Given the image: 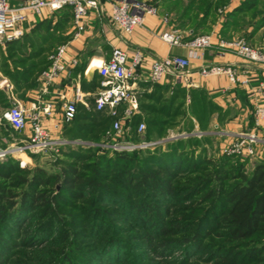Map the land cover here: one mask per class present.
I'll use <instances>...</instances> for the list:
<instances>
[{"label":"trees","instance_id":"1","mask_svg":"<svg viewBox=\"0 0 264 264\" xmlns=\"http://www.w3.org/2000/svg\"><path fill=\"white\" fill-rule=\"evenodd\" d=\"M196 1L197 4L192 1L191 7L195 5L194 8L203 9L202 20L196 24L198 27L206 23L212 6L217 0ZM258 4L264 7V0H243L234 6L225 14L217 37L225 40L228 39L226 34L230 27L244 28L243 23L238 21L239 16L251 12ZM56 13L62 14L60 25L71 20L72 14L69 7ZM48 18L38 20L36 24L46 23ZM260 20L258 28L264 26V15ZM246 26L250 25L245 23ZM190 30V37L195 36L194 30L191 28ZM26 33L27 28L20 39L6 45L18 42ZM47 65L46 56L39 75ZM37 68L38 65H33L34 70ZM16 72L21 74L19 71ZM22 74L27 77H22L20 83H17L18 90L22 88L20 85L28 88L30 79L34 77L33 71H24ZM35 82L36 79L30 86L31 90L35 88ZM162 91L164 90L159 87L154 92L143 93V100L148 99L151 103L139 101L142 112H145L147 116H156L149 120V125L155 128L156 134L163 133L164 127L169 125V120L177 117L181 106L178 108L176 105L174 109L172 108L177 95L185 94L184 89L179 84H175L171 96L164 101ZM2 93L4 92L0 89V94ZM188 94L189 101L192 102V105H189V115L199 122H197L198 131L203 132L211 117L210 109H214L217 116L221 115L222 111L207 98L203 91L190 90ZM5 101L3 102L7 109L11 105L6 104ZM160 115L163 119H157ZM94 117L101 119L96 122L93 120ZM140 120L141 117L136 116L131 122V137L136 139H139L135 130ZM202 120L204 128L200 130ZM85 122L91 123L96 128L105 127L108 124L111 126L110 117L103 112L89 113L77 106L75 118L63 127L62 136L70 138L68 134H71L73 138L69 140L85 137L83 134L93 136L95 130ZM7 126L9 127L8 124ZM150 127L147 125L146 139L155 141L149 137ZM9 129L12 130L11 127ZM104 134L102 131L101 135ZM101 135L95 138L90 137L92 138L90 141L100 143ZM210 138H212L210 135H202L199 138L188 136L185 139L158 145L164 146L165 151L159 150L154 155H149L145 165H141L139 160L134 159L130 153L121 152L116 158L104 164L99 163V160L81 167L75 164H64L57 175H48L42 169H35L31 174H27V171L15 167V171L11 174L24 175L18 183L19 187L23 186L25 189L19 193H12L5 191L0 185V200L3 203V206L0 205V219L7 218L3 222L15 223L21 216L26 218L30 214L39 217L40 226H45L47 230L43 231L48 232L47 227L54 218L53 214L59 211L67 212V214L64 213L63 218L70 217L67 226H70L71 222L78 224L85 215H88L87 223L91 222V224L93 219L101 214L106 216L111 213V218L115 215L131 216L130 214H136L142 218L151 216L145 238L151 247H159L160 251L166 250L165 245L169 244L164 237L180 230L178 234H184L180 242L194 250L200 248L199 236H205L204 239L212 236L218 238L220 243L210 251L217 260L215 264H264V158L256 161L247 173L244 170L246 163L237 160L234 162L235 157L220 155L213 160L201 155L200 151L195 155L199 140ZM69 147L72 146H66V148ZM4 165L0 163V178L5 177L4 175L9 174L7 172L12 169ZM50 186H54L55 189L59 186L58 190H55L57 193L49 195L42 190ZM76 201L82 202V207L74 205ZM104 204L114 207L111 209L100 207ZM119 207L121 211H118ZM172 208L178 215L170 221L172 226L170 230H173L170 231L163 229L165 225L163 221L164 218L170 217ZM79 212L81 218L78 217ZM72 213L74 215H71ZM59 222L64 223V221H56V223ZM87 223H82L80 227H84ZM100 224L101 221L97 225L99 228ZM53 228L54 226L51 229ZM63 233L61 230L58 237L61 239L65 237V241L68 236H63ZM155 234H159V239L154 240ZM2 241L4 242V239ZM114 242L117 243L116 240L110 241L112 246Z\"/></svg>","mask_w":264,"mask_h":264},{"label":"rangeland","instance_id":"2","mask_svg":"<svg viewBox=\"0 0 264 264\" xmlns=\"http://www.w3.org/2000/svg\"><path fill=\"white\" fill-rule=\"evenodd\" d=\"M148 4L156 5L160 8L161 13H168L172 25L180 33L188 31L190 28L194 30L196 35H215L212 33V28L215 22L219 19L222 20L225 14L228 13L230 8L241 2L240 0H217L211 9L210 17L206 19V23L203 26H196L200 20H202L203 9L192 6V1L196 0H141ZM262 4V3H261ZM258 4L257 7L247 14L240 15L238 21L243 23L244 28L234 30V38L243 39L251 46L259 47L264 42V26L258 28V23L261 21L262 15H264V7ZM61 13H54L49 16L46 23L40 22L27 27V33L24 38L11 45H4L0 47V83L6 81V85H12L14 95L17 99L26 100V95L31 89V85L35 79H37L39 72L42 69V63L45 61L47 54L50 50L64 42L62 38L71 27V20L66 24L60 25ZM245 23L250 26L245 27ZM190 25V26H189ZM212 26V27H211ZM249 36V38H248ZM229 38V37H228ZM33 65L37 66V69H33ZM19 71L21 74H18ZM33 71L34 77L30 79L29 87H22L20 90L17 88V83H20L22 77H27L22 72ZM23 81V80H22ZM37 84V82H35ZM4 85V84H3ZM173 92V91H172ZM189 94H178L175 104L172 109L177 105L178 109L177 117H173L169 120V125L165 126L163 133L156 134L155 128H151L149 120L154 119L156 116H146V126L150 127L151 133L149 135L151 140L157 138L168 137L171 133H190L193 122L190 119L189 105L192 102L186 103V96ZM6 99V101H5ZM164 98L163 100L165 101ZM189 99V97H188ZM209 99V98H208ZM10 99L5 93L0 94V155L7 151L5 156H0V163L4 166L12 168L9 174L0 178V185L7 192L19 193L23 189V186L19 187V179H23V174H11L14 172V168L27 171V174H31L35 169H42L48 175H57L60 173L64 164H75L78 167L82 165H90L95 163V160H99L101 164H104L111 159L116 158L118 153H130L134 159H138L141 165L146 164V159L149 155H154L157 151H165L164 146H157L148 149H135L133 151H115L112 149L100 148L98 146L91 145L94 143L90 141V137H97L101 135L102 131H111V126L94 127L91 123L85 122L86 125L92 127L95 132L93 136L83 134L85 137H79V139L69 140L73 138L71 134H68V141L71 142L69 148H63L59 155L44 156L43 154H30L28 152H20L19 147L22 142L27 139L24 133H17L9 129L7 124L3 120L2 113L4 112L6 105L3 101L8 103ZM143 101V100H142ZM163 101V102H164ZM162 102V103H163ZM191 103V104H189ZM216 106V105H215ZM220 111H222L220 109ZM211 115L217 113L214 109L209 111ZM230 112L222 111V114L216 116L217 125H223L230 117ZM157 116V119H163ZM101 118H95L94 121H100ZM141 119H143L141 117ZM247 124L249 123L248 118ZM196 125L197 120H194ZM202 130L203 120L201 121ZM199 123V122H198ZM214 123V122H213ZM211 130V126H207ZM206 128V129H207ZM220 128V126H219ZM100 139H103L104 135H101ZM75 138V137H74ZM197 138V137H195ZM147 140V139H146ZM79 141L78 144H73ZM129 141L132 144H138L141 142V138L136 139L131 137ZM149 141V140H148ZM118 143H121L118 141ZM222 141L214 139H200L198 148H196L195 155L200 151L201 155L209 159H217L220 157L219 149ZM14 144L17 147V153H12ZM201 149V150H200ZM264 155V152H261ZM263 159V158H261ZM23 160L27 163L23 168L20 167L19 162ZM244 162V170L248 173L253 165L254 159L235 158L234 162ZM259 161V160H258ZM150 166V165H149ZM104 167V166H102ZM135 167V166H134ZM133 168V167H132ZM120 169V168H119ZM25 174V175H27ZM58 187L50 186L48 188H42L46 193L55 194V190ZM74 203V202H73ZM82 202L76 201L74 205L82 207ZM0 205L3 203L0 200ZM102 208L111 209L114 206L107 204L101 205ZM78 208V209H79ZM118 211H121V208ZM71 211V210H70ZM175 209L172 208L169 218H164L163 229H171L170 221L175 219ZM67 214L65 211L55 212L50 223L48 232L45 226H40L39 217L28 215V217L21 216L14 222H3L7 218L0 219V264H215L217 260L214 259L215 255H211L210 251L214 249L215 245L220 243V240L215 237H198L200 248L194 250L189 246L183 245L180 239L184 234L178 230L164 239L169 241L166 250L160 248H153L148 243L145 235L148 233L150 226L151 216L141 217L136 214H130L131 216H110L108 215L96 216L92 224L87 223L88 215H85L78 224L71 222L68 225L69 219L63 218V215ZM76 214V212H75ZM71 215H74L73 213ZM81 218V214H78ZM87 216V217H86ZM24 217V218H23ZM100 217V220H98ZM147 220V221H146ZM56 221H64V223H56ZM101 221L100 228L97 226ZM56 223V224H55ZM87 223L84 227H80L81 224ZM87 225V226H86ZM90 225V226H89ZM102 225V226H101ZM54 226L53 229H51ZM66 229V230H64ZM66 231L63 236L58 237V233ZM101 231V232H100ZM173 231V230H170ZM42 232V234L40 233ZM41 234V235H40ZM203 234V233H202ZM187 235V234H185ZM3 237V238H2ZM159 234L154 235V240L159 239ZM4 239V242L2 241ZM114 240V246L110 243ZM171 245V246H170Z\"/></svg>","mask_w":264,"mask_h":264},{"label":"built area","instance_id":"3","mask_svg":"<svg viewBox=\"0 0 264 264\" xmlns=\"http://www.w3.org/2000/svg\"><path fill=\"white\" fill-rule=\"evenodd\" d=\"M0 0V47L20 39L30 18L45 19L63 10L71 9V29L74 38L80 37L87 25L90 10L101 14V0ZM243 1V0H240ZM110 20L125 34H132L135 29L144 27L146 18L159 14L156 5L141 0H111ZM238 4V2H237ZM235 4V5H237ZM163 30L160 39L170 47H183L187 56L170 55L165 58L152 60L147 75H144V57L136 51L130 57L121 48H112L107 60L97 67L100 78L99 89L94 97L93 111L103 112L111 119V131H106L100 143H90L100 148L115 151H133L148 149L169 141L185 139L188 136L199 138L202 134L196 129L191 133H171L160 140H146L147 126L143 119L138 123L136 135L141 138L140 143L129 141L132 126L136 116L142 117L139 106V87L141 83H159L171 77L174 84L190 86L189 60L196 58L198 51L215 49L219 53H228L244 61L246 67L225 64L202 65L197 69L200 78L224 77L230 86L246 89L252 98V129L248 132L225 134L217 131L218 138L224 140L220 144V155L227 157L255 159L264 151V52L261 48L246 43L243 39L224 40L214 35H195L184 41L177 30L170 26L167 14L160 16ZM48 65L39 75L40 87L28 104L16 102L3 113V120L17 133H24L27 137L19 147L20 152L43 154L44 156L59 155L61 150L71 142L62 137L63 127L70 124L76 115L77 105L81 100L79 77L72 83L73 95L64 99L62 114L56 117L51 101L43 98L52 93V88L58 80L69 78L72 69L77 66V59L67 58L66 45H59L47 54ZM250 67L262 71V79L258 80ZM86 75V71L84 72ZM256 79L255 86H251L252 79ZM47 122H50L48 127ZM263 133V134H261ZM261 134V135H260ZM120 141L121 143H118ZM79 141L73 144H78ZM12 153H17L14 144ZM7 151L0 156H5ZM262 157V156H261ZM20 167L27 163L19 162Z\"/></svg>","mask_w":264,"mask_h":264},{"label":"crops","instance_id":"4","mask_svg":"<svg viewBox=\"0 0 264 264\" xmlns=\"http://www.w3.org/2000/svg\"><path fill=\"white\" fill-rule=\"evenodd\" d=\"M111 0H101L100 4L102 7V12L99 14L97 11L90 10L88 14L87 25L84 33L78 37L74 38L72 34V29L62 33L64 40L60 45H66L67 47V58L77 59V66L72 69L69 78H62L57 81V83L52 88V93L45 96L43 99L46 101H51L54 114L56 117H59L62 114V108L64 105V99H61V96H64L65 99L71 97L73 94L72 83L73 80L79 77V85L81 89V102L78 103V107L85 109L87 112L93 111L94 97L98 92L100 78L97 74V67L93 68L92 76L87 74L89 69L91 70V65L95 60L99 61V65L102 61H105L109 58L112 48H121L128 53L131 57L134 52L140 51L144 57V75H147L150 63L154 59L165 58L170 55L177 56H187V50L183 47H170L164 43L160 37V32L164 29L160 24V16L163 14L158 7L159 14L157 16H149L146 18L144 27L137 28L132 34H125L123 31H120L110 20L109 14L111 9ZM13 5L17 4V1L12 0ZM233 5L229 10H231ZM169 15L168 13H164ZM170 18V17H169ZM225 18V17H224ZM219 19L218 22H215L212 28V33L214 36H217L218 31L221 27V24L224 20ZM38 20L43 19H32L24 24V27L27 28L31 25L36 24ZM170 26L172 28V22L170 20ZM212 27V26H211ZM176 29V28H174ZM238 28L230 27L227 31V38L225 40L237 39L234 38V30ZM177 30V29H176ZM181 38L186 41L191 36V30L189 29L186 32L180 33L177 30ZM249 38V37H248ZM264 39V38H263ZM59 46V45H58ZM261 48L264 52V42L258 47ZM196 58L189 60L190 73L189 76L191 85L190 86H181L185 94L187 95L190 90H201L203 91L207 98L216 105L219 109L224 112H230V117L226 120L223 125H217L216 116L217 113H213L207 123V126H211V130L208 128L200 132L202 135H210L211 139L224 141L223 138H218L216 132L221 131L225 134H236L240 132H248L252 129V98L254 99V94H250L246 89L240 87L230 86L224 77H208L200 78L197 75L198 67L208 64H225V65H234L238 67H246L243 60L238 57H235L228 53H219L215 49H207L204 51H198L196 53ZM251 71L257 75L258 80L262 79V71L255 67H250ZM86 71V75L84 72ZM83 72V74H82ZM95 78V79H94ZM83 81V84H82ZM36 86L34 89L28 91L26 95V100L17 99L13 92L12 85H6V81L0 83V89L7 95L10 99L8 103L10 105L15 104L16 102H21L28 104V101L34 97L35 92L39 90L40 82L39 76L36 79ZM257 83L256 79H252L250 82L251 86H255ZM4 84V85H3ZM174 83L169 76L167 79H164L159 83H141L139 87V101L143 100V93L154 92L157 88H162L163 99L169 98L172 94ZM144 101V100H143ZM186 103L189 102L188 97L186 96ZM145 103H151L150 100H145ZM6 110V109H5ZM4 110V112H5ZM141 111V110H140ZM3 112V113H4ZM2 113V115H3ZM106 115L105 113H103ZM142 118L145 120L147 114L142 112ZM190 116V115H189ZM249 123L247 124V120ZM193 124L190 132H193L195 129L198 131V125L195 123V119L190 116ZM214 122V123H213ZM48 127L50 122H47ZM220 126V128H219ZM64 130H62V134ZM263 134V133H261ZM260 134V135H261ZM64 137V136H62ZM67 139L66 137H64ZM264 152V151H261ZM262 156V157H261ZM264 158L263 154H260L259 157L255 158L253 164Z\"/></svg>","mask_w":264,"mask_h":264},{"label":"bare ground","instance_id":"5","mask_svg":"<svg viewBox=\"0 0 264 264\" xmlns=\"http://www.w3.org/2000/svg\"><path fill=\"white\" fill-rule=\"evenodd\" d=\"M97 66H99V61L98 60H95L94 62H93V64L91 65V70L93 71V68L94 67H97ZM90 69H89V71H91ZM87 74H89V73H87Z\"/></svg>","mask_w":264,"mask_h":264},{"label":"water","instance_id":"6","mask_svg":"<svg viewBox=\"0 0 264 264\" xmlns=\"http://www.w3.org/2000/svg\"><path fill=\"white\" fill-rule=\"evenodd\" d=\"M93 72H94V71H92V70H91V71H89V75H91V76H92Z\"/></svg>","mask_w":264,"mask_h":264}]
</instances>
